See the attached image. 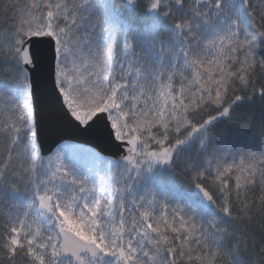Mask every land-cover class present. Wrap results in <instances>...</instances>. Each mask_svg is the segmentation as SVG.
I'll return each instance as SVG.
<instances>
[{"label": "snow or ice", "instance_id": "obj_1", "mask_svg": "<svg viewBox=\"0 0 264 264\" xmlns=\"http://www.w3.org/2000/svg\"><path fill=\"white\" fill-rule=\"evenodd\" d=\"M0 264H264V0H0Z\"/></svg>", "mask_w": 264, "mask_h": 264}, {"label": "water", "instance_id": "obj_2", "mask_svg": "<svg viewBox=\"0 0 264 264\" xmlns=\"http://www.w3.org/2000/svg\"><path fill=\"white\" fill-rule=\"evenodd\" d=\"M36 53V64L32 70V78L35 84L43 90L48 81L49 74V60H48V49L45 44H38L35 49ZM54 136L48 137V143H51ZM74 143H91L92 146L99 145L101 149H108V145L105 141L104 132L101 129L94 130L89 133L81 134L80 137L73 141ZM110 154V149H108Z\"/></svg>", "mask_w": 264, "mask_h": 264}]
</instances>
